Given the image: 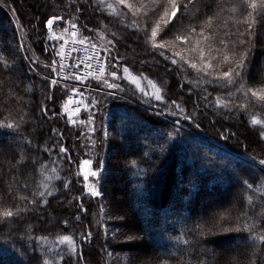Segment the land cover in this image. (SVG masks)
<instances>
[{"label":"trees","instance_id":"1","mask_svg":"<svg viewBox=\"0 0 264 264\" xmlns=\"http://www.w3.org/2000/svg\"><path fill=\"white\" fill-rule=\"evenodd\" d=\"M176 3L177 14L161 26L154 47L147 18L168 20L172 0H137L140 11L123 5L127 22L104 13L98 0H0V57L8 62L0 61V264H264L258 239L264 235V124L252 122L264 120V101L244 95L264 87V9L245 0ZM13 11L34 55L50 63L61 41L49 38V17L63 18L54 26L60 30L77 23L94 41L102 39L104 21L115 32H109L115 46L108 63L121 58L169 77L165 101L151 103L176 114L151 110L140 100L148 97L133 94L127 80L117 90L86 80L71 89L98 102L82 112L84 121L94 117L95 131L89 136L83 125L69 124L61 114L68 90L58 78L51 83L58 71L52 65L27 58ZM162 41L175 42V58L168 59ZM240 59L243 80L228 85L216 75ZM240 84L245 89L237 92ZM9 121L15 126L7 127ZM84 152L95 167L103 162L101 196L86 193L77 174ZM6 209L20 214L5 220ZM65 235L75 241V252L64 245L70 255L46 246L44 240Z\"/></svg>","mask_w":264,"mask_h":264},{"label":"rangeland","instance_id":"2","mask_svg":"<svg viewBox=\"0 0 264 264\" xmlns=\"http://www.w3.org/2000/svg\"><path fill=\"white\" fill-rule=\"evenodd\" d=\"M107 3H112L116 5V10L115 12H112V10L104 8V13L108 14V15H115L118 19H120L121 21L127 22L128 18L126 16V12L123 10V5H120L117 0H106ZM131 4L133 5V10L134 11H140V9H138L137 6V0L132 1L131 0ZM157 5V4H156ZM125 6V5H124ZM126 7V6H125ZM164 15H166L165 17L168 19V16L171 15V11H169L168 13H164ZM13 17L16 20V25H18V28H20L19 26V22L17 20L16 14L13 11ZM147 20L149 22H152V25L155 27L157 24H159V28L157 29V32L160 31L161 26L165 25V21L164 18H161V22L160 19L157 20H153V17L151 18H147ZM62 21V20H60ZM60 21H56L53 24V27L50 30L51 34H50V39L51 40H56V41H61L59 46L56 47V52H57V58L54 59L53 58V62L50 63V60H42L40 58H38L37 56L34 55L32 48L30 47V42L28 41V38L26 37V34L24 33V31L20 28V32L21 35L24 39V44L26 42L27 47L29 48V50L27 48H25L24 46V50H25V55L27 56V53H30L29 56H27V58L31 61V63H37L43 66H49L52 65L54 63H59L60 64V71H57L56 77L55 79L57 80L58 78V84L60 85L61 88L67 89L68 90V95L66 96L65 99H62L61 101V114L65 115L67 117V121L69 122V124H72L74 126L79 127L80 125H83V127H85L88 131V135L92 136L94 132L89 131L90 128L94 127L96 128V126H94V121L89 122V118H87V121H84L82 118V112L83 110H85V108H87L88 106V102L91 103V101H93V104L95 102H97L95 100V98L93 97L92 99H89L90 97V92H86L84 93L83 91L77 90L76 92H73L71 89V85H73V83H85L86 80H95V81H102L103 83H105V85L107 84H115L118 87H113L114 89H121V87L126 88L125 87V80L129 81L130 83L134 84V86L136 87V89L131 90V88L129 90H131V92H133V94H136L138 92H142L146 97H148L147 99L149 100H145V99H140L143 101V103H145L144 105L149 106V108L151 110H155V111H161L163 110L165 114L168 115H174L176 114L174 112V110H171V107L168 108H161L159 107V104L156 103H151L152 101L155 102H163L165 101V96H168V91H167V86L170 83V78L162 76L161 73L157 72V70L155 68H149L151 69V73L148 74L147 72H145L144 68V64L140 65L137 62H128L127 60L121 59L119 58V61L123 62H119L118 60L116 61L114 59L115 62H109L110 63V69H114V70H110L111 72L115 71L117 73L116 76H111V73L107 75V66L109 65L108 60L109 58L112 59L111 54H113V48L115 46V42L113 41V39L110 38L109 36V32L112 33L113 35L115 34V32H112L110 30V27L104 22H100L99 26L100 28L98 29V33L99 36L102 38H98V41H94L92 40L89 36H87L86 33L83 32V30L81 29V27L77 24V23H71L68 22L66 23L62 28L63 29H59L56 28L54 26H57L58 22ZM76 25V28L73 29L71 25ZM64 29H67V32L63 31ZM73 31H78L80 32V40H77V35L75 37H71V34ZM77 32V33H78ZM71 33V34H70ZM86 38V39H85ZM71 39V40H70ZM156 38H155V42H156ZM80 41H83V43H80ZM76 42V43H75ZM158 42V40H157ZM164 42V43H163ZM175 42L172 41H162L161 45L165 46V47H169V51H170V55L167 54L169 56L168 59H172L171 57L175 58V51L172 48L173 44ZM93 45H95V49L93 51ZM175 48V47H174ZM105 49H107V51H104ZM63 52V55H60V53ZM95 56V59H93V57ZM32 57V59H31ZM86 59H89L90 64L92 66V68L94 69V71L99 72L100 75H102L101 79H76L74 76L70 75L69 71H67V67L68 64L71 63L73 61H79L81 63V61H85ZM57 61V62H54ZM263 59H261V63H262ZM61 65H63V67L61 68ZM35 66V65H34ZM103 67L104 68V72L100 73L99 69ZM127 67L128 68V73L126 74L124 72V68ZM142 67V68H141ZM172 70V69H170ZM51 78L53 79V77H49V79L51 80ZM133 78H138V83L136 80H134ZM153 82L155 84V87L158 88L160 90L161 95L164 96V99L162 100H158L156 98V96L153 94L155 89L152 86V84H150L149 82ZM75 84V85H76ZM109 87V86H108ZM164 87V88H163ZM59 88V91H61L60 87H56ZM143 89V91L141 90ZM138 90V91H137ZM255 90L257 91H261L264 92V87H259L256 88ZM139 94V93H138ZM89 99V100H88ZM148 102V103H147ZM98 103V102H97ZM183 105L187 108H190L189 105H187L186 103L183 102ZM65 107L68 108V111H65ZM79 109L78 112L74 111L75 109ZM192 108H190L191 110ZM193 110V109H192ZM69 112H72V115H69ZM167 115V116H168ZM65 117V118H66ZM90 117V116H89ZM92 117V116H91ZM169 118H171L170 116H168ZM173 117V116H172ZM108 119V118H107ZM75 120L76 122L73 123L72 121ZM83 121V123H82ZM108 126V124H106V127ZM93 139H91L89 145L91 143H93ZM90 147L87 149L89 150ZM86 152H84L83 156L80 158V162H78V168H77V174L78 176H80L81 178H83V185L85 187V191L88 194H91L93 197H97V196H101L102 192L99 189V181H98V176L99 173L102 169V165L103 162L101 161V167L97 168L94 166V161H93V157H86ZM96 157V155H94V158ZM91 161L90 164H84V161ZM96 172L97 175H92L91 173ZM87 173V176L85 175ZM90 188H95L100 194L99 195H93L90 191H88V189ZM105 227V225H104ZM107 228H109V226H107ZM46 246L49 248V250L52 251H56L58 250L60 255L63 256H68L69 254V250L71 251L72 248V244L68 243V249L65 248V243L66 242H61L59 239L55 240V241H51V240H44ZM75 252V251H72ZM113 258H120L121 256L116 252L112 250L109 253ZM115 264H120L118 261L115 262Z\"/></svg>","mask_w":264,"mask_h":264},{"label":"snow or ice","instance_id":"3","mask_svg":"<svg viewBox=\"0 0 264 264\" xmlns=\"http://www.w3.org/2000/svg\"><path fill=\"white\" fill-rule=\"evenodd\" d=\"M117 2H118L120 5H126L128 9H133V5H132L131 3H129L128 0H117ZM245 2L247 3V6L250 7V8H253V9H254V8H256L257 6H259V7H261L262 9H264V0H260L259 5H258V0H245ZM98 3L101 4V5H103L105 8L112 10V12H115V10H116V5H115V4H112V3H105V0H98ZM178 7H179V5H177L176 0H172L171 15L168 16V20H166L165 23H168V21H170L173 17L176 16V14H177V10H178ZM233 10L235 11L236 9L234 8ZM249 15H251V13H249ZM62 19H63V18L60 17V16H51V17H49V18L47 19V21H46V25H47V27H48L49 29H51V28L53 27V24H54L55 21H60V20H62ZM209 20H211V17H209ZM71 26H72L73 29L76 28V25H74V24L71 25ZM136 26L139 27L138 25H136ZM146 27H147V26H145V28H146ZM251 27H252V24L249 23V24H248V28H251ZM158 28H159V24H157L155 27H152V29H151V37H150V39L153 41V46H154V47L156 46V45H155V38H156V36H157V29H158ZM63 31L67 32V29H64ZM193 31H195V29H193ZM201 31H203V29H201ZM71 35H72L73 37H75V36L77 35V32H76V31H73ZM85 39H86V38H85ZM179 39H181V40H186L187 37H186V36H180ZM80 43H83V41H80ZM240 44L243 45V44H244V41H240ZM94 49H95V45H93V51H94ZM104 51H107V49H105ZM60 55H63V52H61ZM177 55H179V53H177ZM243 55L246 56V55H247V52H245ZM201 56L203 57V53H202V52H201ZM93 59H95V56L93 57ZM225 59L227 60L228 57H225ZM0 61H2L3 64H4L5 66H7V63H8V62H7L6 59H3L2 57H0ZM173 63H176V61H173ZM189 63H191V65H192L193 68H195V67L197 66V65H196L194 62H192V61H189ZM205 63H207V61H205ZM245 63H246V61H245L244 59H240V60L236 63V67H235V69H233L232 67H229L228 71H226V72H221V73H217L216 75H217V76H222V77L227 78L226 83H227L228 85H234V84L236 83V80H237V79H239V80H243V79H244V77L241 75V73L245 70ZM62 67H63V65H61V68H62ZM88 67L91 68V64H88ZM209 67H211V65H209ZM206 70H207V69H205V71H206ZM99 71H100V73H103V72H104V68L101 67V68L99 69ZM128 71H129L128 68L125 67V68H124V72L127 74ZM91 74H92V73L90 72L89 75H91ZM116 75H117V73H116L115 71L111 72V76L114 77V76H116ZM234 77H235V79H234ZM75 78H76V79H87V76H80V75L77 74V75L75 76ZM97 78L99 79L100 77H97ZM133 79L136 80L137 83H138V78H133ZM51 83H52L53 85H55V84L57 83V80H56L55 78H53L52 81H51ZM149 83L152 84V86H153L154 89H155V91H154L153 94L156 96V98H157L158 100H162V99H164V96L161 95L160 90H159L158 88L155 87V84H154L153 82H151V81H150ZM108 86H109V87H118V86L115 85V84H108ZM242 89H245V85H244V84H240L239 88H237L236 90H237V92H239V91H241ZM141 90L143 91V89H141ZM72 91H73V92H76L77 89L74 88V89H72ZM249 92L251 93L252 96H255V97H257L258 99H260L261 101H264V92L257 91V90H255V89H251V90H245V91H244V95H245V96H248V95H249ZM228 95L231 96L232 93H228ZM173 103H175V102L173 101ZM216 104H217V105H221V106H223V107H229V103L226 102V101H224V100H221V99H217V100H216ZM176 106H177V107H180L179 105H176ZM65 111H68V108H67V107H65ZM74 111L78 112L79 109L77 108V109H75ZM69 115L71 116V115H72V112H69ZM188 119H191V117H188ZM92 121H94V117H91V116H90V117H89V122H92ZM72 122L75 123L76 121L73 120ZM252 122H253L254 124H256V123L264 124V120H259L257 117H252ZM3 123H4V122L0 121V125H3ZM82 123H83V121H82ZM6 126H7V127H13V126H15V122H14V121H9V122L7 123ZM89 131L94 132V131H95V128L92 127V128L89 129ZM105 135H107L106 132H105ZM261 135H264V132H262ZM61 151L64 152V153H67L68 150H67L66 148H63V147H62V148H61ZM83 163H84V164H90L91 161H87V160H86V161H84ZM260 163H261V164H264V160L260 161ZM91 174H92V175H97L96 172H93V173H91ZM85 175L87 176V173H86ZM245 183H247V182H245ZM43 187L47 188L48 185H47V184H44ZM248 187L251 188L252 185H248ZM88 191H90L93 195H99V194H100L95 188H90V189H88ZM37 195L40 196V197L42 198L44 195H46V193H44V192H38ZM47 195H51V193H47ZM22 199H25V198H22ZM43 202L46 203V201H43ZM31 203H32L33 206H35L36 201L33 200ZM19 214H20L19 211H17V212H13L12 209H6V210H4L3 213H2L3 217L5 218V220H7V218H11V217H13V216H18ZM64 223L67 224L68 222H67V221H64ZM245 227H247V225H245ZM90 236H91V233L89 232L86 236H83L82 238L85 239V240H87L88 237H90ZM41 239H42V238H41ZM58 239H59L61 242H69V243H71V244H72L71 251H75V241H74V239H73L72 236H70V235H65V236H63L62 238H58ZM258 239L264 241V235L259 236ZM58 259H59L61 262H63V256H59ZM41 264H53V262L50 261V260H47V261H41Z\"/></svg>","mask_w":264,"mask_h":264},{"label":"built area","instance_id":"4","mask_svg":"<svg viewBox=\"0 0 264 264\" xmlns=\"http://www.w3.org/2000/svg\"><path fill=\"white\" fill-rule=\"evenodd\" d=\"M77 40L78 41L80 40V32L77 33ZM88 64H90L89 59H86L85 61H81V63L79 61H73L72 64L71 63L68 64V67L66 69L67 71H69L70 75L74 77L78 74L80 76H87L88 79H98L97 77H100L99 79H101L102 75H100L99 72L94 71L92 66L91 68H89ZM90 72L92 73L91 75H89Z\"/></svg>","mask_w":264,"mask_h":264}]
</instances>
